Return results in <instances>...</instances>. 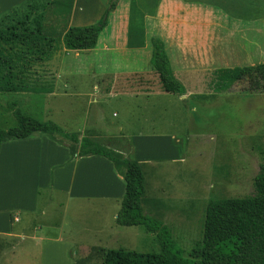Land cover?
I'll list each match as a JSON object with an SVG mask.
<instances>
[{
  "label": "rangeland",
  "instance_id": "374dc122",
  "mask_svg": "<svg viewBox=\"0 0 264 264\" xmlns=\"http://www.w3.org/2000/svg\"><path fill=\"white\" fill-rule=\"evenodd\" d=\"M53 1L55 4L52 3L50 6L57 16L54 17L55 21L58 25L63 24V21L71 14L73 1ZM174 1L179 2V8L173 4V0H116L113 3V8L108 11L106 25L99 32L97 50L91 53L78 52L76 55L72 51H65L60 42V34L56 37L53 34L52 37H48V39L53 38L54 40V50L49 55L50 57L48 56L49 60L47 61H42L43 57L41 61H36L39 54L26 52L27 45L34 38L28 39L25 45L16 42L12 46L13 51H9L8 46L0 43V49L3 50L2 57L11 61V73L14 77L12 84L20 89L19 92L0 95V129L16 126L15 118L6 110V103L17 101V107L24 114H29L39 121H52L66 133H77L86 128V135L103 141L107 145H115L119 140L114 138L120 132L114 125L106 129L104 124L119 122L124 117L123 103L127 104L131 111L134 110L132 109L134 103L130 102L127 97L105 98L104 100L99 97L96 105L103 122L100 120L101 124L93 127L91 121L95 104L92 103V97L89 96L92 94L90 85L82 88L84 97H70L71 95L68 93H62L60 95L62 97L53 98L54 102L48 108H46L48 103L44 105L42 102L44 99L40 96L39 91L50 89L52 81L48 75L74 73L72 68H76V66H78L76 71L87 72L83 76L85 80L88 79L85 76H92L101 86L103 81L100 76L105 75L104 73L114 72L115 75H123L131 67L140 68L143 72L149 70V65L144 58L146 56L144 49L140 51L136 59L122 56L115 50L108 52L104 50L102 39L111 32L110 14L116 10L128 15V36L145 41L147 37L160 32L171 58L172 28L176 23L173 16L178 8L182 14H180L176 25L181 30L191 31V33L197 30L198 33H201L203 29H207L213 33L212 50L211 52L206 50L211 54L210 62L204 65H178L177 59L175 61L172 58L174 72L177 68L192 70L191 74L186 73V84L183 86L187 87L189 91H196L201 95L192 96L186 101L178 103L182 117L179 120L181 130L176 136L177 145L181 148L182 153L180 155L176 153L175 156L178 155L179 159L173 162L164 159L157 164L142 165L141 169L145 177L147 196H151L153 189L157 190L156 194L159 195L157 205H153L155 214L151 217L166 225L175 242L184 252H187L201 239L207 204L217 199L252 196L254 194V177L260 164L264 163V93L247 92L246 90L250 89L247 82L231 85L227 75L233 68L264 62V0H190L199 9V12H195L192 4L189 6V0ZM110 2L111 0H78V5L75 7V12L78 13L75 17H77L79 25L95 24L96 22H92V17L99 4L108 8ZM44 3L46 4V2ZM188 8L191 10L189 11ZM208 9L209 18L207 17ZM154 20H157L155 26H153ZM151 23L154 30L146 33V25H151ZM35 24L33 22L31 27L35 28ZM155 29L159 32H155ZM19 33L27 34V32ZM200 40L203 43V35H200ZM195 51L185 50V53L193 56ZM197 51L203 53V48ZM91 64L93 65L92 69L85 71L84 66ZM7 72L8 68L5 65L0 78L6 77ZM89 82L87 81V84ZM171 98L174 101L178 100V97L173 95L167 97L168 103L166 104L173 101ZM34 100H36L35 104ZM127 121L129 124L125 125L124 135L127 134V131L129 134L140 132L137 116L128 117ZM157 130L172 132L167 127ZM77 134L80 136L79 133ZM151 141L153 142L150 146L140 143L144 145L142 152L148 155L153 151L155 155H161L159 151L162 149L155 150L154 147L155 144L158 146L161 144L157 143L155 139H151ZM119 144L117 143L119 150L128 155L130 145L124 140ZM150 147L152 150L149 149ZM163 152L166 151L163 150ZM18 153L19 151H16L15 155ZM2 158L9 161L8 159H12L13 156L5 151ZM128 159L131 158L128 157ZM20 164V160H16L13 164L10 162L11 169L0 170V206L15 203L13 195L21 193V190H15V187L24 182H26V186H31L32 182L37 179L33 170H25L23 174L18 169ZM21 194L28 196V192L22 191ZM64 203L63 194L41 191L40 207L35 217L37 229L39 226H43L40 222L45 220L41 215V208L48 211L52 209L53 217L50 219L56 223L55 225H58L60 209L63 212ZM119 207L118 205L116 208L117 212ZM101 214L99 223L104 228V234H114L117 237L116 242L111 243L110 249L138 253H157L159 251L156 234L147 232L143 226L119 227L115 224L114 228L116 229L112 233L109 230L113 226V220L109 219L111 213L107 208L104 209L96 205L84 207L79 211V219L69 218V216L64 218L68 225L63 224V230L71 231L77 227L93 229L94 226L91 224L94 221L97 223L96 217ZM48 226L52 225H44V227ZM52 231L55 230L52 229ZM34 254L35 251L31 252V256L22 255L21 250L15 255L5 252V255L1 256L0 264H28V261L30 264H38Z\"/></svg>",
  "mask_w": 264,
  "mask_h": 264
},
{
  "label": "crops",
  "instance_id": "0c3cea01",
  "mask_svg": "<svg viewBox=\"0 0 264 264\" xmlns=\"http://www.w3.org/2000/svg\"><path fill=\"white\" fill-rule=\"evenodd\" d=\"M72 1L70 16L63 21V24L58 25L55 21L57 16L53 12L52 6H50L52 3L55 4L53 0H0V29L41 34L45 37H52V34L56 37V35L60 34L61 38L68 27H80L79 21L77 17H75L76 13H78L75 12L78 0ZM44 2H46V4ZM173 4L179 8V2L173 0ZM188 4L189 6L192 4L195 12H199V9L196 8L190 0ZM105 7V5L99 4L97 11L92 17V22H98L102 18L104 12L107 10V7ZM178 8L173 16L176 23L173 22L172 28L171 58L163 35L156 29L155 32L159 33L147 37L145 41L141 42V45L135 44L133 40L129 41L128 15L117 10L110 14L111 32L106 38L102 39V41H104V50L107 52L115 50L121 53L122 56L136 59V56L144 49L146 54L144 58L149 65L151 38L157 37L164 45L165 52L171 64V69H173L174 65L172 58L175 61L177 59L178 65H204L209 63L211 55L209 52L212 50V41L214 40L212 38L213 33L207 29H203L204 32H202V30L201 33H198L199 31L197 30L192 33L191 31L186 32L185 30H181V28L176 25L179 21L180 14H182ZM188 10L190 11L191 8H188ZM207 17L209 18V9ZM33 22L36 23L35 28L31 27ZM74 22L76 23L74 24ZM156 24L157 20H154L153 26ZM153 30L152 23L151 25H146V33L153 32ZM200 35L204 37L203 43L202 40H200ZM98 43L99 41L97 39L95 48L84 51L83 53L96 51ZM201 48H203V53L197 51ZM185 50L196 51L194 55L191 56V54L185 53ZM206 50H209V52ZM72 52L76 55L78 54V52ZM92 66V64L85 65L84 70L90 71ZM77 68L78 66L72 68L74 73L66 72L48 75V78L52 81L50 89L47 91H39L40 96L44 99L42 101L44 105L48 103L46 108L54 102L53 98L62 97L60 96L62 93H68L71 95L70 97H84V90L82 88L90 85L93 95L91 94L89 96L92 97V103L95 104L93 107L94 114L96 111V114L92 115L91 125L97 127L102 121L98 112L99 109L96 105L98 103L97 99L99 97L103 100L105 98L116 99L118 97H127L130 102L134 103L132 105V109L134 110L131 111L127 107V104L123 103L124 117L119 122L104 124V128L107 129L114 125L120 132V134L114 138L119 140V142L115 143L116 146L107 145L103 141L96 140L94 137L86 135V128L81 132H77L80 134L79 137H88L102 146L106 145V148L112 149L122 154L124 157H129L131 160L137 161L141 165V168L142 165L157 164V162L163 161L164 159L172 162L179 159L178 155L175 156L176 153H179V155L182 153L181 148L177 145L178 139L176 136L181 130L179 120L182 117L181 108L178 103L186 101L192 96L201 94H197L196 91L191 92L187 87H184V96L164 92L156 73L151 69L150 65L148 71L143 72L140 68L131 67L129 71L123 75H115L114 72L102 71L107 72L104 73L105 75L100 76L103 81L102 86L96 83L97 80L92 76H85V78H88L85 80L83 76L87 72H78L75 70ZM191 71L190 68L181 70L177 68L175 72L172 70L173 76L182 85L186 84V73L191 74ZM93 76L96 77L94 74ZM80 81L83 82L78 83ZM87 81H90L89 84H87ZM173 95L177 96L178 100L174 101L173 98H171V101H173L170 102V104H166L168 103L167 97ZM35 103L36 100H34V104ZM135 116H137V125L140 128V132H132L129 134L127 131V134L125 133L124 135L123 130H125V125L129 124L127 118ZM50 122L54 123L52 121ZM163 127L170 128L172 132L157 130ZM148 130L151 131L148 132ZM151 139H155L157 143L161 144L160 146H158V144L154 146L155 150L162 149V151H159L161 155L157 156L153 151L148 155L142 152V147L144 145L140 143H146L150 146L153 142ZM123 140L130 145L128 155L121 152L117 147ZM117 143L119 145H117ZM149 149L152 150V147ZM163 150L166 152L164 153ZM5 151H7V154L10 153V155L13 156L12 159H8L9 161H5L2 158L3 152ZM16 151H19V153L15 155ZM16 160H20L21 164L18 169L22 171L23 174L25 170H33L36 173L37 179L32 182L31 186H26V182H24L20 186L14 188L15 190H21V193L22 191L25 193L28 192V196L16 193L13 195L15 203L0 206V262L1 256H3V254L5 255V252H11L15 255L16 252L21 250L22 255L27 256H31V252L35 251L34 256L37 258L38 264H103L105 252L111 248L112 242H116L117 237L114 236V234H104V228L99 223L102 214L96 217L98 219L97 223L94 221V223L91 224L95 229H82V227H77L75 229L73 228L71 231H64L63 224L68 225V222L64 220L67 216H69V218L74 217V219H79V211L84 207L96 205L104 209L107 208L108 212L111 213L109 219L111 218V220H113V226H111L109 230L112 231V233L115 231L114 221L117 214L116 208L118 205L120 206V202L123 198L125 183L122 177L117 174L113 164L106 158L98 155L71 158L70 151L67 147L59 145L40 134H34L22 140L6 141L1 144L0 170L11 169L10 162L13 164ZM41 191L63 194L65 207L63 212L60 209L61 214L58 225H55L56 223L50 219L53 217L52 209L48 211L41 208L40 212L45 220L40 222L43 226H39L38 230L35 217L40 207L39 197ZM157 192V190L153 189L151 196H147L145 188V196L142 202L144 214L154 216V206L157 205L159 201V195L156 194ZM45 224L52 226L44 227ZM43 229L44 231H42ZM52 229L55 231L53 232ZM28 264H30L29 261Z\"/></svg>",
  "mask_w": 264,
  "mask_h": 264
},
{
  "label": "trees",
  "instance_id": "16d2710c",
  "mask_svg": "<svg viewBox=\"0 0 264 264\" xmlns=\"http://www.w3.org/2000/svg\"><path fill=\"white\" fill-rule=\"evenodd\" d=\"M114 4H112L113 8ZM108 15V10L104 12ZM104 16V15H103ZM102 18L92 25L68 27L60 42L66 51L84 52L95 48L99 32L106 25ZM26 52L39 54L36 61H47L53 53V38L29 33L0 29V43L12 46L16 42L25 45ZM141 45L140 40L129 36V41ZM139 41V42H138ZM49 50V51H48ZM50 52V53H48ZM22 53V52H21ZM0 49V74L6 65V77L0 78V95L19 92L12 84L11 61L3 58ZM49 56V57H48ZM43 57V58H42ZM151 69L156 73L164 92L185 95L184 86L173 76L169 58L162 41L151 38ZM229 83L247 82L249 93H264V62L251 66L233 68ZM23 91V90H21ZM6 110L16 120V126L0 129V146L3 142L22 140L34 134L44 135L69 149L71 158L98 155L109 160L125 183V192L116 214L119 227L143 226L147 232L156 234L157 253H138L128 250L109 249L103 264H264V163H261L253 180L254 194L243 198H224L210 201L204 212L201 239L189 251L184 250L172 238L168 227L157 219L144 214L142 202L145 196V178L141 165L114 152L88 137L66 133L51 122H41L24 114L17 103H6Z\"/></svg>",
  "mask_w": 264,
  "mask_h": 264
},
{
  "label": "water",
  "instance_id": "95a60500",
  "mask_svg": "<svg viewBox=\"0 0 264 264\" xmlns=\"http://www.w3.org/2000/svg\"><path fill=\"white\" fill-rule=\"evenodd\" d=\"M115 1H116V0H111V2H110L109 5H108V8H107L108 11L111 9L112 4H113ZM106 19H107V14H104V16H103V21H105Z\"/></svg>",
  "mask_w": 264,
  "mask_h": 264
}]
</instances>
